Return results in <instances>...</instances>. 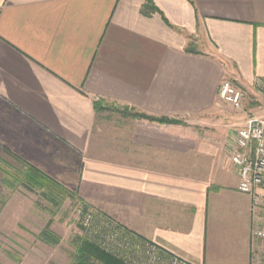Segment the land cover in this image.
Returning a JSON list of instances; mask_svg holds the SVG:
<instances>
[{"label":"crops","instance_id":"obj_1","mask_svg":"<svg viewBox=\"0 0 264 264\" xmlns=\"http://www.w3.org/2000/svg\"><path fill=\"white\" fill-rule=\"evenodd\" d=\"M224 80L264 94V0H0V196L47 179L187 264H262Z\"/></svg>","mask_w":264,"mask_h":264},{"label":"rangeland","instance_id":"obj_2","mask_svg":"<svg viewBox=\"0 0 264 264\" xmlns=\"http://www.w3.org/2000/svg\"><path fill=\"white\" fill-rule=\"evenodd\" d=\"M239 88L244 93L241 109L236 110L219 99L222 108L246 114L247 118L263 117L264 94L253 96L248 90ZM40 189L34 186V191H26V194L23 191L12 194L11 191L10 196H0V264L73 263L77 251L74 242L85 236L76 210L83 207L84 211L98 212L80 198L70 196L64 187ZM46 230L59 239L58 244L42 240ZM262 258L264 264V256Z\"/></svg>","mask_w":264,"mask_h":264},{"label":"built area","instance_id":"obj_3","mask_svg":"<svg viewBox=\"0 0 264 264\" xmlns=\"http://www.w3.org/2000/svg\"><path fill=\"white\" fill-rule=\"evenodd\" d=\"M243 97V91L233 81L221 83V102L240 110ZM230 159L239 170V192L252 195L255 207L264 206V116L249 117L246 124L237 129ZM76 215L86 237L128 264H187L155 242L138 237L105 216L84 211L83 207L76 210ZM252 237L255 241H264V217L262 225L254 227Z\"/></svg>","mask_w":264,"mask_h":264},{"label":"trees","instance_id":"obj_4","mask_svg":"<svg viewBox=\"0 0 264 264\" xmlns=\"http://www.w3.org/2000/svg\"><path fill=\"white\" fill-rule=\"evenodd\" d=\"M152 4L150 2L147 3L145 7V11L147 14L150 12H155L156 8L154 6H151ZM95 108L98 110H101V103L97 102L95 104ZM127 113L130 114L133 118L137 119H144L152 122H158L161 124H175L177 121L169 119V118H157V117H152L148 116L146 114H140V113H133L129 111L128 109L126 110ZM33 183V182H31ZM36 185H38L40 188H49L51 190H58L60 189L58 185H56L54 182L50 180H42V181H34ZM47 198L50 196L46 195ZM51 199V198H50ZM43 241L47 243H53V244H58L59 239L56 238L51 232L46 230L43 233ZM76 246V254L74 255L73 258V263L72 264H128L126 263L121 257L116 256L112 253H108L105 250H103L94 240L89 239L86 236L83 237H78L75 242Z\"/></svg>","mask_w":264,"mask_h":264}]
</instances>
